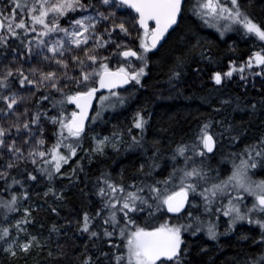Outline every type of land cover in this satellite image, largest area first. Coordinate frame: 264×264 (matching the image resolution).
<instances>
[{"label": "snow or ice", "instance_id": "6c2138e0", "mask_svg": "<svg viewBox=\"0 0 264 264\" xmlns=\"http://www.w3.org/2000/svg\"><path fill=\"white\" fill-rule=\"evenodd\" d=\"M184 4L185 0H8L0 8V193L8 195L7 199L0 195V215L7 225L0 226V252L5 256H27L48 248L51 258L53 250L48 245L53 234L57 236L56 251L63 256L59 237L67 232L62 233L56 223L44 240L27 231L34 223L32 213L41 205L24 208L23 217L14 224H8L11 214L18 213L21 202L31 198V184L46 181L44 198L51 195L63 200V188L57 191L54 186L57 179L75 187L83 182L80 174L87 178L85 160L91 165L108 146L119 152L118 145H126L134 154L131 183L124 182L123 170L120 182L103 172L96 177L95 195L102 207L95 216L86 211L78 220L77 231L91 241V249L86 243L78 264H196L184 234L194 238L193 243L201 234L218 242L221 235H235L244 225L248 232L259 229V233L255 238L248 232L239 234V243L251 244L232 264H264V179L253 178L257 170H264V131L246 142L253 121L264 117V97L259 104L240 96L218 97L216 106L206 97L216 114L227 107L243 114L239 122L234 123L236 117L231 113L203 121L194 138L178 143L163 166L161 139L147 141L151 113L144 108L134 113L126 129L128 140L124 130H117L103 138L93 135L91 146L83 147L86 121L97 93L107 90V95L98 97L100 109H116L128 103L117 89L147 87L149 54L159 51L170 30L175 31ZM9 6L11 14L6 11ZM188 11L203 25L215 28L221 38L238 25L246 37L261 42L259 50L238 65L229 61L227 71L211 72L214 87L210 94L224 89L225 82L237 73L243 91L248 89L249 76L253 87L255 78H261L257 91L264 90V23L252 17L243 0H193ZM13 40L22 48L13 47ZM199 46V41L189 44L190 49ZM207 59L211 62L212 58ZM188 67L197 76L204 71L198 64L188 65L185 53L175 56L166 73L171 88L187 75ZM68 105H74L70 113ZM100 117L98 110L91 120ZM260 123L264 126V119ZM213 125L219 130L213 131ZM49 126L53 128L51 144L46 135ZM225 144L238 150L223 153L221 166L212 169L206 161L213 160ZM80 152L84 155L79 156ZM77 157L65 172L64 166ZM168 162L171 170L167 175L155 178ZM229 163L230 171L223 166ZM49 207L58 214L55 207ZM145 212L153 218L156 214L172 216L148 229L137 224ZM182 217L183 222H172ZM221 223L224 232L219 231ZM207 252L204 245L195 255Z\"/></svg>", "mask_w": 264, "mask_h": 264}, {"label": "trees", "instance_id": "16d2710c", "mask_svg": "<svg viewBox=\"0 0 264 264\" xmlns=\"http://www.w3.org/2000/svg\"><path fill=\"white\" fill-rule=\"evenodd\" d=\"M193 0H186L184 4V12L179 18V23L175 31L171 32L168 39L164 42L163 47L159 51L153 50L149 54L150 63L148 76L145 78L147 87L145 89H135L131 86L120 90L121 95L127 97L128 103L123 107L116 109L109 108L101 114V117L93 122L91 119L88 123L86 134L111 136L114 131L124 130L125 140L129 137L126 134V129L131 126L132 117L134 113L140 109H146V113H151L148 128L147 141L150 142L153 138L161 139V152L164 159L161 160L162 166L167 160L168 154L180 142H189L194 138V133L200 123L208 119L218 120L231 113L236 117L234 123H238L241 113H233L231 107L225 108V111L216 114L212 112L209 103L213 106L218 105V97L225 96H240L242 99H254L259 104L261 97H264V90L257 91L261 87V78H255V87H253V78L249 76L248 89L243 91V85L239 80V74H235L231 81L225 82V88L220 92H212L210 89L214 86L209 80L212 71L225 72L228 70L229 61H235L237 65L246 60L253 52L258 51L261 42L255 37H246L241 31H236L232 34L220 37L215 30L207 28L200 20L192 16L188 11L189 5ZM252 17L264 23V0H243ZM184 37L185 39H181ZM199 41V47L190 49L189 44H195ZM13 47H21L18 40L10 41ZM134 46L138 47V44ZM203 52L204 58L201 57ZM185 53L186 63L191 66L197 64L203 73L199 76L192 73L191 67L186 68L187 75L183 77L180 82L176 83V88L173 89L167 83V70L171 66L175 56ZM211 57V62L207 57ZM107 95V93L99 94ZM209 99V103L205 102V98ZM74 109L73 105L67 106V111L70 113ZM96 115V106L92 116ZM91 116V117H92ZM261 117L253 121L252 126L247 131L248 140L251 142L252 137L258 136L260 132L264 131V126L261 125ZM247 121L248 117L244 116ZM163 129H166L164 131ZM53 130V129H52ZM217 126L213 125V131H218ZM135 132V130H133ZM86 144L83 142V147ZM147 146V145H146ZM244 145H239L242 148ZM120 151L105 150L103 156H97L93 164L88 165L87 160L84 161L87 178L84 174H80L81 181L75 187H69L67 180L57 179L54 186L57 191L63 188V200H56L49 195L47 199L44 198L43 193L48 187L46 181L31 184L30 193L31 198L27 201H22L20 204V211L11 214V219L8 224H14L16 219L22 218L21 207L24 205L27 208L35 207L37 204L41 205L38 211L32 213L34 223L27 226V231L33 235H38L42 240L48 237V229L53 223H56L61 228V232H67L66 235H60L59 243L63 246L64 255L61 256L56 251L57 236L53 234L51 243L48 247L53 250V257H48V248L43 251L37 249L33 250L30 255L24 256L19 254L18 257L12 258L5 256L0 252V264H78V258H82L85 244L91 249V241H88L87 235L81 236L77 231L79 224L78 220L82 218L84 212L95 216L97 209L102 207L101 199L95 195V180L102 172L111 176L113 180L120 182L123 170V180L125 183H131L134 154L126 150V145H120ZM232 147L226 144L216 153V156L211 161H206L212 169L221 166L220 162L222 154L234 151ZM151 149H149V155ZM84 153L80 152L79 156ZM77 158H73L69 165L64 166V171H70V168L75 165ZM182 164L183 161L181 160ZM230 171L231 165H223ZM171 170V163L164 168V171L155 178L160 179L166 176ZM160 172V170H157ZM213 175L215 173L213 172ZM227 175V172L225 173ZM254 179H264V170H257ZM39 194V195H38ZM5 199L8 198L6 193H0ZM55 207L58 214L51 212L50 207ZM186 215V213H185ZM170 217L156 214V216L149 217L145 212L137 219V224L148 229L158 227L166 219ZM183 222V217L180 218ZM176 220L175 218L172 219ZM69 222H71L69 224ZM99 223V221L97 222ZM0 226H7L4 224V217L0 215ZM220 232L224 229L220 228ZM248 232V226L238 227L235 235H221L218 242L209 241L201 234L200 239L193 243L194 238L185 234L184 238L193 247V256L191 259L196 261V264H232L235 257H242L243 254L249 250L251 241L246 244L238 242V236L241 232ZM14 232V230H13ZM259 233V229L248 232L250 236L255 238ZM207 245L208 252L203 256H196L200 246ZM159 264V263H158Z\"/></svg>", "mask_w": 264, "mask_h": 264}, {"label": "rangeland", "instance_id": "374dc122", "mask_svg": "<svg viewBox=\"0 0 264 264\" xmlns=\"http://www.w3.org/2000/svg\"><path fill=\"white\" fill-rule=\"evenodd\" d=\"M8 4V0H0V8H3L5 5H7ZM6 11L9 13V14H11V7L9 6L7 9H6ZM17 17H19V10H17ZM206 26V25H205ZM207 28H209V29H212V30H215L216 31V29L215 28H211V27H208V26H206ZM236 31H241V32H243V29L242 28H240L238 25H236V26H234V30H232V31H228V32H226L225 33V35L224 36H227V35H229V34H232V33H234V32H236ZM244 33V32H243ZM135 34V33H134ZM112 67H115L116 66V62L115 61H113V63H112V65H111ZM109 108H104V109H100V102H99V99L97 100V102H96V112L98 111V110H100L101 111V114L103 113V112H105V111H107ZM22 110V109H21ZM53 128L51 127V126H49L48 128H47V130H46V135L49 137V144H51L52 142H53V139H52V132H53V130H52ZM99 136V135H98ZM91 135L90 134H86L85 135V137H84V140H83V142L86 144V146L85 147H90L91 146V143H92V141H91ZM100 138H103L104 136H99ZM118 147H120V145H118ZM106 150H110V151H114L113 150V148L111 147V146H108L107 148H106ZM116 152V151H115ZM24 208H27V207H25L24 205L21 207V214H22V217H23V210H24ZM205 219H207V217H205ZM180 221H182V219H180L179 221L178 220H173L172 222L173 223H177V222H180ZM224 227H225V225H224V223H221V226H220V228H222V229H224ZM13 235H15V230H14V232H13ZM184 236H185V234H184ZM204 237V236H203ZM35 251H37V249L35 250Z\"/></svg>", "mask_w": 264, "mask_h": 264}, {"label": "water", "instance_id": "95a60500", "mask_svg": "<svg viewBox=\"0 0 264 264\" xmlns=\"http://www.w3.org/2000/svg\"><path fill=\"white\" fill-rule=\"evenodd\" d=\"M129 11H131V10H129ZM177 26V25H176ZM176 26H174V28H176ZM170 32H172V30H170ZM126 87H128V85H125L123 88H121V89H124V88H126ZM121 89H117V90H121ZM100 92H107V90H104V89H101L98 93H100ZM97 93V94H98ZM95 101H96V99L93 101V107L89 110V119H90V116H91V114H92V111H93V109H94V106H95ZM74 106V105H73ZM89 119L86 121V124L88 123V121H89ZM168 216H172V214H168Z\"/></svg>", "mask_w": 264, "mask_h": 264}]
</instances>
